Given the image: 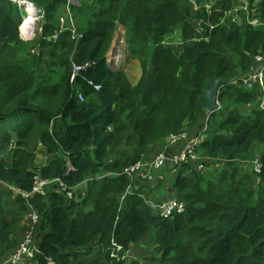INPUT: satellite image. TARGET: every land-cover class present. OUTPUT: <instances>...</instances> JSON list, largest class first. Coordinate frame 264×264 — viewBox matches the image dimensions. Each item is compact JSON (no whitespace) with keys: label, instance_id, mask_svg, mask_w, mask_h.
I'll return each instance as SVG.
<instances>
[{"label":"trees","instance_id":"trees-1","mask_svg":"<svg viewBox=\"0 0 264 264\" xmlns=\"http://www.w3.org/2000/svg\"><path fill=\"white\" fill-rule=\"evenodd\" d=\"M32 1L43 19L38 37L26 40L16 2L0 0V154L11 152L0 158V179L29 190L35 171L67 187L90 178L71 197L52 186L26 200L0 186V258L21 240L19 224L31 204L38 214L35 264H111V240L145 241L157 253L153 264H264V110L254 88L233 80L264 52V0H246L250 17L262 21L257 25L221 19L234 0H194L195 8L187 0ZM64 7L81 23L74 36L64 24L69 16L61 20ZM118 25L126 53L139 61L133 83L106 61ZM174 26L178 50L162 43ZM84 62L72 74V63ZM215 76L230 79L219 87V106L197 149L208 165L225 164L174 171L170 193L184 207L168 216L154 213L138 190L119 199L128 178L98 175L198 124L204 87ZM36 141L47 155L40 165ZM251 157L259 169L240 173L237 161Z\"/></svg>","mask_w":264,"mask_h":264},{"label":"built area","instance_id":"built-area-1","mask_svg":"<svg viewBox=\"0 0 264 264\" xmlns=\"http://www.w3.org/2000/svg\"><path fill=\"white\" fill-rule=\"evenodd\" d=\"M14 2L20 3V0H11ZM24 1V0H23ZM194 1V0H192ZM27 3H30L35 9L33 16L36 13V5L32 0H26ZM207 4L205 3V6ZM223 16H227L230 21H245L251 23L252 25L262 24V21L259 17H250L248 13V8L246 6V0H242L238 4L231 5L226 10L223 11ZM25 18L23 16L22 20ZM220 19V22H222ZM63 21V19H61ZM32 21L31 23H33ZM196 26L199 25V22H195ZM33 25V24H32ZM211 26V25H209ZM119 28V25L118 27ZM20 30V28H19ZM34 29L29 34H23V37L26 40H31L34 35ZM111 46H114V49L111 50L110 47L106 52V61L109 65L119 62L120 53L119 45L124 42L122 35L118 32L115 34ZM23 39V38H22ZM118 44V45H117ZM34 49V48H33ZM119 56V57H118ZM111 58H116L112 61ZM256 62V66L253 68L252 64L249 66L248 70L244 73L238 74L236 79L240 83L248 88H254L256 91V99L258 100V107L264 110V52H257L252 56V63ZM87 63L74 64L72 63V74L76 73L79 69L83 68ZM112 66V65H111ZM88 83L92 88H97V84L88 80ZM219 92V89L217 90ZM79 98L81 96L77 94ZM218 106L219 102L216 101ZM208 112L205 111L202 117L199 120L196 129L191 131L188 128L180 129L175 132H170L165 136L161 137L159 142L156 144L157 149L151 154L150 157H145L144 152L141 156L136 159L134 162L125 164L118 171H107L98 176L107 175L114 173L124 174L128 178V183L125 186L124 192L119 196V199L122 198L125 192L137 191L138 189L134 185L135 181H151L156 179H162V184L167 179V173L170 170L176 171L181 169V167L188 168V166H193L196 170H203L205 168L211 169V167L218 166L216 165L219 161H214L213 165L210 166L206 161L208 157L206 155H201L197 146L202 139V136L206 132L207 128V118ZM152 145V144H150ZM10 149V146H9ZM190 161L191 164L187 165L186 162ZM260 163L257 158L254 157L251 160L252 169L257 171L259 169ZM90 176L83 177L76 184L67 187V185L61 181L58 177L53 179L41 177L38 171H35L32 178V184L29 190H20L14 184L9 183L5 180L0 179V186H3L6 189H10L13 193H20L26 200L33 194H45L48 187H55L59 191H64L68 197H71L73 194H77L78 191L83 189L85 182L89 179ZM149 207L156 212L159 216H168L173 212H180L183 210V202L180 201L174 194L168 192L167 196L162 200L154 202L152 200H145ZM28 216L30 220V227L25 231L18 245L14 250L2 258H0V264H19L23 259H31L39 251L37 242H35L32 236L33 224L38 219L37 211L32 208L29 204ZM108 255L115 258L123 259L128 256V251L126 248L111 240L110 246L108 247Z\"/></svg>","mask_w":264,"mask_h":264},{"label":"rangeland","instance_id":"rangeland-1","mask_svg":"<svg viewBox=\"0 0 264 264\" xmlns=\"http://www.w3.org/2000/svg\"><path fill=\"white\" fill-rule=\"evenodd\" d=\"M24 1H26V0H24ZM31 1V0H30ZM239 0H234V2L233 3H231V5H234V4H238V3H240V2H238ZM33 2V1H32ZM187 2H188V0H187ZM34 3V2H33ZM35 4V3H34ZM16 5H17V7H18V9H19V11L20 12H22V18H23V16H25V15H28V13H26V11H25V6L24 5H20V4H18L17 2H16ZM36 5V4H35ZM193 8H195V7H193ZM72 12H70V11H68V9L67 8H63L62 9V14H63V17L61 16V19H63L64 20V17H68L69 16V20L66 22H64V24H66V26H68V27H70L71 28V30H72V36H74L75 34H78V29L80 28V26H81V23L79 22V20H76L73 16H72V14H71ZM35 19H34V22L32 23L33 24V29H34V35L31 37L32 39L31 40H34V38L37 36L38 37V33L40 32L39 31V29H40V24H41V22H42V19H43V16H42V13H41V8L40 7H38L37 5H36V13H35V16H33ZM191 20L193 19L191 16L189 17ZM200 21L201 20H196L195 22H199L200 23ZM22 22V21H21ZM21 24V23H20ZM19 24V25H20ZM122 28L121 27H119V28H116V32H115V34H117L118 32L120 33V35H122ZM18 32H19V35H20V37L21 38H23V39H25L24 37H23V34H21V31L19 30V27H18ZM123 37V36H122ZM114 38V37H113ZM112 41H113V39H112ZM112 41H111V43H112ZM110 45V44H109ZM118 45V44H117ZM119 53H120V58H119V62H118V64L117 63H114V64H111L112 66L111 67H119V68H127V69H130V70H132V71H134V69H133V66H132V64L131 63H128V60H129V58H130V56L126 53V50H125V43L124 42H122L120 45H119ZM119 57V56H118ZM121 68V70L124 72V70ZM132 75H134V74H132ZM131 79H133L134 78V76H131L130 77ZM258 102V101H257ZM207 124V123H206ZM209 126H208V124H207V128H208ZM34 143V142H33ZM33 143H32V145H33ZM42 145H40L37 141L34 143V149H35V151H36V157L37 156H40V153L42 152V150L41 151H39V154H38V151L36 150V148L37 147H39V146H43V148H44V145H43V143H41ZM2 154H4V156H5V158H7V159H9L10 157H11V152H5V153H2ZM2 154H0V158H1V156H2ZM251 158H253V157H251ZM250 158V159H251ZM250 159H247L246 160V162H243V160H240V161H237V165L240 167V173H243L244 171H250V164L247 162V161H249ZM42 161H43V159H40V161H37L36 160V165H40L41 163H42ZM224 162V161H223ZM223 162H221V161H219L216 165H219V166H221V165H224L225 163H223ZM213 167H211V169H212ZM136 183H137V181H136ZM161 186V185H160ZM81 191H82V189H81ZM11 195H14L13 193L11 194ZM11 198V197H10ZM11 201H10V203H11V205L12 204H15L14 203V201L12 200V198L10 199ZM154 212V211H153ZM154 213H156V212H154ZM157 214V213H156ZM26 215V212H24V216H23V219H22V221H25L26 222V224L25 225H23V226H21V225H19V228H18V232H19V230L20 231H22L23 233L30 227V221H26V219L25 218H27V215ZM36 234V236H37V233H36V230L34 231V235ZM21 239V238H20ZM143 240H145V239H143ZM93 243V242H92ZM91 243V244H92ZM125 248H126V250L128 251V256H126L125 258H123V259H125V260H127V259H131V258H135V259H137L139 262H141L142 264H153L154 262H155V260H156V255H157V253H154V252H150L149 251V246L147 245V243L145 242V241H139L138 243H130V244H128L127 246H124ZM108 255V254H107ZM108 257V261H109V263H111V264H120L119 263V260H120V258H115V257H111V256H107Z\"/></svg>","mask_w":264,"mask_h":264},{"label":"crops","instance_id":"crops-1","mask_svg":"<svg viewBox=\"0 0 264 264\" xmlns=\"http://www.w3.org/2000/svg\"><path fill=\"white\" fill-rule=\"evenodd\" d=\"M240 1L241 0H239L238 2H240ZM187 3L190 4L192 7H195V3L192 0H188ZM119 27H121V25H119ZM122 36H123V30H122ZM162 43L164 45L168 46V47H171L172 49L178 50V48H179V46L181 44V37H180L179 27L178 26H174L171 31H169L166 34H164V37L162 39ZM128 63L132 64L134 71H132L130 69H127V68H124V67L123 68L121 67V68L124 70V73H125L127 79L130 82L133 83V82L136 81V79L139 76L140 65H139V61L135 57H130L129 60H128ZM132 74H134V75H132ZM131 76H134V78L131 79L130 78ZM197 125L198 124H195L194 126L188 128V130H191V131L195 130ZM203 136H202V138H203ZM159 140L160 139H158L156 141V144L159 142ZM38 143L40 145H42L41 142H38ZM154 147H155L154 144L150 145L147 148L146 152H144V156L145 157H150L151 153L154 150ZM36 150L38 151V154H39V151L42 150V152L40 153V156L36 157V160L40 161V159H43L42 163H44L47 160V155L43 151L44 150L43 146L37 147ZM173 172H174L173 170H170L167 173L168 177L165 180V182L163 183V186H160V184H162V179L160 180V179H156V178H154V180H151V181H137V183L135 181L134 185L138 189V192L140 193V195L143 196L144 201L145 200H152L154 202H157V201L162 200L163 198H165L167 196V193L170 192L169 181L171 179L170 175H172ZM26 215H27V218H25V219L28 222L29 221L28 210L26 212ZM25 224H26L25 221H21L19 225L23 226ZM24 233L19 230V235L21 236V238H22ZM19 264H35V262H33L30 259H23Z\"/></svg>","mask_w":264,"mask_h":264},{"label":"water","instance_id":"water-1","mask_svg":"<svg viewBox=\"0 0 264 264\" xmlns=\"http://www.w3.org/2000/svg\"><path fill=\"white\" fill-rule=\"evenodd\" d=\"M77 3L75 0H69ZM123 29V26H121ZM110 49L113 50L114 46L109 45ZM109 65V64H108ZM111 66V65H110ZM256 66V62L252 63V67ZM230 76H215L212 80L204 87V99L202 101V107L208 113L212 112L218 107L217 104V90L223 82L228 81Z\"/></svg>","mask_w":264,"mask_h":264},{"label":"bare ground","instance_id":"bare-ground-1","mask_svg":"<svg viewBox=\"0 0 264 264\" xmlns=\"http://www.w3.org/2000/svg\"><path fill=\"white\" fill-rule=\"evenodd\" d=\"M20 5H24L25 6V11L26 13H28V15H25V18L22 20L21 24L19 25L21 34H29L32 30V21H34V17H33V12H34V8L32 7V5L30 3H27L26 1L20 0ZM110 60L114 61L116 60V58H111Z\"/></svg>","mask_w":264,"mask_h":264},{"label":"clouds","instance_id":"clouds-1","mask_svg":"<svg viewBox=\"0 0 264 264\" xmlns=\"http://www.w3.org/2000/svg\"><path fill=\"white\" fill-rule=\"evenodd\" d=\"M111 44V43H110Z\"/></svg>","mask_w":264,"mask_h":264}]
</instances>
